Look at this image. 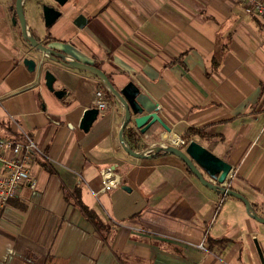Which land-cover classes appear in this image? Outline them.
<instances>
[{"label": "crops", "instance_id": "crops-1", "mask_svg": "<svg viewBox=\"0 0 264 264\" xmlns=\"http://www.w3.org/2000/svg\"><path fill=\"white\" fill-rule=\"evenodd\" d=\"M15 2L0 0V137L26 132L40 152L31 165L35 188L22 184L0 209V264H264V223L242 200L204 186L174 154L136 158L124 150L125 110L114 97L87 131L80 127L94 92L106 87L29 46L13 23ZM22 4L30 34L43 45L98 66L117 90L129 87L144 114L158 108L169 130L155 122L141 134L130 123L124 137L135 151L152 153L200 132L189 139L231 165L225 185L264 217L258 16L238 0ZM46 5L60 12L50 25ZM25 58L43 60L63 95L47 88L43 70L30 72ZM106 169L120 185L94 196ZM78 200L109 227L103 237Z\"/></svg>", "mask_w": 264, "mask_h": 264}, {"label": "water", "instance_id": "water-1", "mask_svg": "<svg viewBox=\"0 0 264 264\" xmlns=\"http://www.w3.org/2000/svg\"><path fill=\"white\" fill-rule=\"evenodd\" d=\"M54 1L59 5H63L67 0ZM22 2L23 0H16L15 2V18L13 19V23H19L22 36L27 41L28 45L36 50H39L43 54L50 57L52 60L62 65L92 73L101 80V82L111 93V95L122 104L125 111L124 120L119 132V138L122 147L128 154L136 158H151L159 152L174 154L178 156L204 186L223 195L239 198L245 204L247 214L258 222L264 223V217L260 216L258 212L253 209L247 198H245L239 192H236L225 185L226 180L228 179V175L231 171V165L222 158L210 152L207 148H205L195 140H190L184 148H180L178 146L170 144L166 146H158L152 153L135 151L126 142V139L124 137V130L130 123L138 128L139 133L141 134H144L148 130V128L155 122L160 123V125L165 130H169V127L160 118L158 114V108L150 114H144L143 109L135 100L136 92H132L131 90H129V87L123 90H117L102 69L95 67L94 65L67 59L65 54L57 52L52 48L43 45L35 36L30 34L27 28V22L24 15ZM44 15L46 24L50 25L60 15V12H58L54 7L46 5L44 6ZM23 62L28 67V70L30 72L38 71L39 73H41V71L43 70L44 80L47 88L50 91L54 92L57 96L63 95L65 90H55L54 83L56 81V77L48 69L44 70L43 60L37 62L33 59L25 58ZM97 116V109L93 107L88 108L84 112L83 117L80 121V127L83 130L87 131L91 124L96 120ZM201 170L204 171L210 178H212L214 182L207 180Z\"/></svg>", "mask_w": 264, "mask_h": 264}, {"label": "built area", "instance_id": "built-area-1", "mask_svg": "<svg viewBox=\"0 0 264 264\" xmlns=\"http://www.w3.org/2000/svg\"><path fill=\"white\" fill-rule=\"evenodd\" d=\"M244 10L249 15L258 16L264 30V0H238ZM112 106L110 98L102 89L94 92L92 100L93 108L97 109L98 114H104ZM171 145L185 146L186 141L182 138L169 140ZM40 152L35 141L26 133L16 139L0 137V209L4 208L8 201L14 197L19 187L27 183L30 188H35L36 179L31 170V165L36 154ZM102 187L100 190L93 191L94 196L101 192H106L117 188L120 185L119 177L113 175L111 169L102 172ZM222 200L219 202V205Z\"/></svg>", "mask_w": 264, "mask_h": 264}, {"label": "trees", "instance_id": "trees-1", "mask_svg": "<svg viewBox=\"0 0 264 264\" xmlns=\"http://www.w3.org/2000/svg\"><path fill=\"white\" fill-rule=\"evenodd\" d=\"M96 67H98V66H96ZM100 84H101V86L102 87H104L105 88V86L103 85V83L100 81ZM106 89V88H105ZM106 92H107V96L110 98V97H113L112 95H111V93L106 89ZM196 133H200V132H198V131H196V130H190L189 132H188V135H187V140H186V145H187V143L190 141V135H192V134H196ZM135 136H136V134L134 133V132H131V135H130V137H131V139L133 140L134 138H135ZM161 152H159V153H157L156 155H158V154H160ZM186 169H187V171L189 172V173H191L192 174V172L189 170V168L186 166ZM77 204L79 205V207L81 208V210H82V212L86 215V217L94 224V226H95V228H96V230L98 231V233L99 232H103V231H105V230H107L109 227L108 226H106V225H104L102 222H101V220L99 219V218H97L98 216L96 215V214H94V212L92 211V210H89L85 205H83L79 200L77 201ZM108 231H109V229H108ZM100 234V236L101 237H103V234L101 235V233H99Z\"/></svg>", "mask_w": 264, "mask_h": 264}, {"label": "rangeland", "instance_id": "rangeland-1", "mask_svg": "<svg viewBox=\"0 0 264 264\" xmlns=\"http://www.w3.org/2000/svg\"><path fill=\"white\" fill-rule=\"evenodd\" d=\"M184 147H185V146H184ZM184 147H183V148H184Z\"/></svg>", "mask_w": 264, "mask_h": 264}]
</instances>
